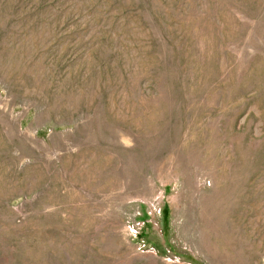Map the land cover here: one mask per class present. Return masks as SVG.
<instances>
[{
    "label": "rangeland",
    "instance_id": "374dc122",
    "mask_svg": "<svg viewBox=\"0 0 264 264\" xmlns=\"http://www.w3.org/2000/svg\"><path fill=\"white\" fill-rule=\"evenodd\" d=\"M0 264H264V0H0Z\"/></svg>",
    "mask_w": 264,
    "mask_h": 264
},
{
    "label": "built area",
    "instance_id": "2783aa9c",
    "mask_svg": "<svg viewBox=\"0 0 264 264\" xmlns=\"http://www.w3.org/2000/svg\"><path fill=\"white\" fill-rule=\"evenodd\" d=\"M139 228H140V226L136 224V225H132V227H130L129 230H130V232L137 234V232L139 231Z\"/></svg>",
    "mask_w": 264,
    "mask_h": 264
}]
</instances>
